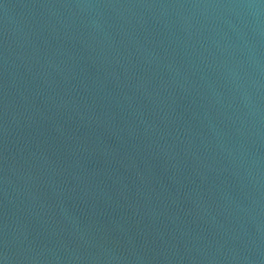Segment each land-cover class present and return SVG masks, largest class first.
<instances>
[{
	"label": "water",
	"instance_id": "95a60500",
	"mask_svg": "<svg viewBox=\"0 0 264 264\" xmlns=\"http://www.w3.org/2000/svg\"><path fill=\"white\" fill-rule=\"evenodd\" d=\"M0 264H264V0H0Z\"/></svg>",
	"mask_w": 264,
	"mask_h": 264
}]
</instances>
